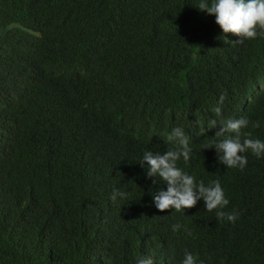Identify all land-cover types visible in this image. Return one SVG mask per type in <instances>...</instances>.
Returning a JSON list of instances; mask_svg holds the SVG:
<instances>
[{"label": "trees", "instance_id": "trees-1", "mask_svg": "<svg viewBox=\"0 0 264 264\" xmlns=\"http://www.w3.org/2000/svg\"><path fill=\"white\" fill-rule=\"evenodd\" d=\"M199 3L0 0V264H264V156L227 168L204 148L217 106L264 141V36L225 44ZM176 127L177 166L219 180L235 223L156 208L167 184L140 162Z\"/></svg>", "mask_w": 264, "mask_h": 264}, {"label": "clouds", "instance_id": "clouds-1", "mask_svg": "<svg viewBox=\"0 0 264 264\" xmlns=\"http://www.w3.org/2000/svg\"><path fill=\"white\" fill-rule=\"evenodd\" d=\"M198 9L209 16H215V22L222 29L225 37L228 34L237 36L236 42L225 38V44L242 43L244 40H254L264 36V0H200ZM225 95L221 94L219 104L223 105ZM219 119H210L209 130H216L212 144H205V149H215L218 160L227 168L246 167L248 160L244 155L251 152L257 158L264 156V141L252 138L243 130L249 127L250 121L246 118L224 119L222 107L212 109ZM256 128L260 127L255 122ZM167 142L172 144L165 153L145 151L141 165H146V174L151 178H159L167 184L166 190L153 194L156 208L160 212L175 210L185 212L186 209L196 207L200 200L204 201L207 212L215 211L217 220L235 223L239 212L225 211L229 205L224 190L219 180L212 181L207 186L203 181L196 182L195 178L177 166V162L190 159L189 137L180 127L172 129L167 135ZM117 196L123 197L122 191H114L111 199L116 201ZM166 218V216L162 217ZM180 225H173V231H178ZM137 264H154L150 256H144ZM182 264H196V258L191 252H185Z\"/></svg>", "mask_w": 264, "mask_h": 264}]
</instances>
